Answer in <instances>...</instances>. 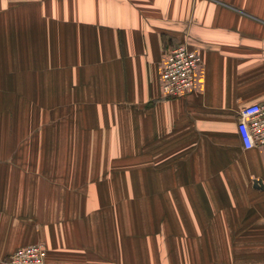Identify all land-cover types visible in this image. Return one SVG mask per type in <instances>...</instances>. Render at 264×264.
<instances>
[{"label": "crops", "instance_id": "0c3cea01", "mask_svg": "<svg viewBox=\"0 0 264 264\" xmlns=\"http://www.w3.org/2000/svg\"><path fill=\"white\" fill-rule=\"evenodd\" d=\"M201 56L165 98L169 46ZM264 0H0V258L264 264Z\"/></svg>", "mask_w": 264, "mask_h": 264}, {"label": "built area", "instance_id": "2783aa9c", "mask_svg": "<svg viewBox=\"0 0 264 264\" xmlns=\"http://www.w3.org/2000/svg\"><path fill=\"white\" fill-rule=\"evenodd\" d=\"M202 59L198 51L187 43L169 46L161 64V91L165 98L186 95L194 84L195 71ZM237 131L244 149L264 145V100L244 106L238 113ZM46 248L35 243L20 248L5 264H43Z\"/></svg>", "mask_w": 264, "mask_h": 264}, {"label": "rangeland", "instance_id": "374dc122", "mask_svg": "<svg viewBox=\"0 0 264 264\" xmlns=\"http://www.w3.org/2000/svg\"><path fill=\"white\" fill-rule=\"evenodd\" d=\"M40 242L43 243L44 246H45V248H46V245H45L44 242L39 241V242H36V243H40ZM33 244H35V243L29 244V245H25V246H22V247H18V248L15 249L12 253H14L15 251H17V250L20 249V248H25V247H28V246L33 245ZM12 253H11V254H12ZM11 254L5 255V256H3L2 258H0V264H5V263H4L5 259L9 258V257L11 256ZM45 258H46V253H45V256H44V259H43V264H45Z\"/></svg>", "mask_w": 264, "mask_h": 264}, {"label": "bare ground", "instance_id": "6f19581e", "mask_svg": "<svg viewBox=\"0 0 264 264\" xmlns=\"http://www.w3.org/2000/svg\"><path fill=\"white\" fill-rule=\"evenodd\" d=\"M11 254V253H10Z\"/></svg>", "mask_w": 264, "mask_h": 264}]
</instances>
